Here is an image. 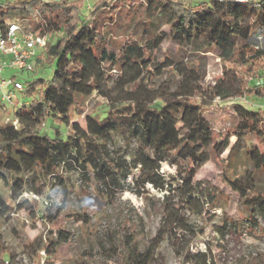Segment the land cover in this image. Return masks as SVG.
I'll return each mask as SVG.
<instances>
[{"label": "trees", "instance_id": "16d2710c", "mask_svg": "<svg viewBox=\"0 0 264 264\" xmlns=\"http://www.w3.org/2000/svg\"><path fill=\"white\" fill-rule=\"evenodd\" d=\"M15 15L30 19L32 31L49 35L31 72L44 64L54 68L49 79L20 81L23 101L13 110L17 125L0 120V176L6 180V189L0 185V221L21 211H28L36 220L38 201L23 198V194L41 196L51 178L69 192L68 175L73 166L92 174L110 200L114 193L107 189L121 190L134 168L138 175L132 176L130 186L136 195L142 196L140 192L147 186L162 194L153 244L168 241L182 264H218L206 241L203 251H191L196 247L194 240L204 233L193 229L188 216L190 212L201 215L204 201L208 205L217 201L221 192L196 177L211 153L219 156L228 148L230 137L236 141L229 155L245 137L257 140L258 146H249L245 152L264 177V109L234 101L237 97H264V50L256 49L253 39L257 31L264 32V0H95L85 11L81 1L4 0L0 3V30ZM121 17L140 30L116 45L110 35L114 36ZM155 21L166 30L155 32ZM164 41L178 45L199 42L205 52L226 64L222 77L204 88L200 74L186 64L169 58L158 61L156 51ZM114 69L117 77L112 75ZM150 69L174 71L178 84L174 89L165 83L156 86ZM94 95L105 101V110L101 120L90 119L106 133L121 138L122 151L111 149L107 140L68 121L80 100ZM214 99L230 102L237 121L232 133L216 137L204 116L206 105ZM2 109L0 103L6 114ZM46 125L47 130L42 131L40 127ZM163 163L174 167V173L165 175ZM224 181L249 211L251 225L258 226L254 217L264 225V192L258 190L254 178L248 174L224 177ZM64 207L62 204L53 212L47 208L48 214L42 218L53 231L45 240L40 236L25 245L33 261L42 257L44 264H57L59 248L71 242L68 231L55 227ZM73 217L86 226L89 223L86 214ZM227 224L225 220L215 228L222 238L228 232ZM105 238L88 240L80 264H90L93 249L105 261L120 256L118 264H145L141 254L130 262L131 235L117 243L108 234ZM14 258L0 234V264H12Z\"/></svg>", "mask_w": 264, "mask_h": 264}, {"label": "rangeland", "instance_id": "374dc122", "mask_svg": "<svg viewBox=\"0 0 264 264\" xmlns=\"http://www.w3.org/2000/svg\"><path fill=\"white\" fill-rule=\"evenodd\" d=\"M2 1L4 0H0V3ZM94 1L87 0V3H83V11L87 9V4L91 5ZM5 21L19 22L26 29L31 27L30 19H20L18 15ZM154 29L155 32H160L165 31L166 27L160 21H155ZM139 30L133 22L126 17H121L119 25L115 28L114 36L110 35V37L115 39L116 45H119L128 39L131 32L137 33ZM156 58L158 61L167 58L173 59L196 70L201 76L200 85L204 88L212 86L220 79L224 67H227L224 62L205 52L199 42L191 45H178L171 41H164L156 51ZM53 68L54 65L44 64L37 67L34 72L5 70L2 77L7 79L16 75L18 81L36 78L49 79L53 75ZM118 74L116 69L112 70L114 77H117ZM149 76L152 77L156 86L165 83L172 89L179 81V77L169 69L165 71L150 69ZM19 99L21 102L23 101L20 95ZM249 100L253 103L254 108L264 109V97L261 99L250 98ZM229 103V101L222 102L214 99L211 105L205 107L204 116L210 122L216 137L222 133H232L237 123L228 106ZM104 110L105 101L94 95L88 99H81L79 107L72 109L69 113L68 121L78 124L87 133L97 138L107 140L111 149L118 148L122 151L124 145L121 138L106 133L90 119V117H94L101 120ZM7 117L8 114H3L0 110V120L5 123ZM40 129L46 131L47 125ZM235 141L234 136L230 137L228 148L219 156L211 153L209 162L197 173V180L209 183L221 193L213 205H208L204 201L201 215H192L190 212L188 216L190 225L194 230L202 229L204 233L193 243L199 249L206 241L218 264H264L263 222L254 217L258 226L251 225L248 217L249 211L243 207L238 196L228 188L224 181V177L232 179L250 174L254 178L258 190L264 192V177L252 167L245 152L247 147H257L258 143L252 136L245 137L235 152L229 155ZM161 171L165 175L173 174L174 167L163 163ZM137 175V170L132 168V174L127 177L121 190L116 192L114 188H108L107 191L114 193V199L111 200L106 193V188L92 174L81 171L76 166H73V170L68 175L71 179L69 192L63 190L58 180L49 179L43 187L41 196L35 198L38 201L35 209L36 220L28 215V211H21L11 216L8 221H0V234L8 253L15 257L18 255L30 257L25 245L36 237L41 236L45 240L49 231H53L52 228H48L49 226L42 218L48 214L46 209L50 208V211L53 212L64 204L65 207L59 216L60 220L55 227L68 231L72 238L69 244L59 248L55 260L57 264H80L81 259H85L82 254L87 247L88 240L93 241L97 238L104 240L106 234L115 243L131 235L130 262L134 260L135 254H141L144 256L145 264H182L168 241H163L159 245L153 244V238L160 225L162 194L147 186L144 192H140L142 196L136 195L130 183L132 176ZM1 184L4 187L2 189H6V180L3 176H0ZM26 194V196L23 194V198H32L29 192ZM82 214L89 217L87 226L81 221L76 222L73 217L74 215L80 217ZM225 220L228 221V232L222 238L216 233L215 228L221 226ZM105 246H108L107 242ZM41 259L42 257H36L34 263L37 264ZM90 259V264H118L121 261L120 256H114L105 261L95 249L92 250Z\"/></svg>", "mask_w": 264, "mask_h": 264}, {"label": "built area", "instance_id": "2783aa9c", "mask_svg": "<svg viewBox=\"0 0 264 264\" xmlns=\"http://www.w3.org/2000/svg\"><path fill=\"white\" fill-rule=\"evenodd\" d=\"M46 2L60 1V0H43ZM69 1V0H67ZM83 3H87V0H81ZM236 2H245L246 0H233ZM87 9L90 8V4H87ZM255 48L264 50V32L257 31L254 34ZM49 42L48 33L38 31H32L26 29L19 22L6 21L3 29L0 30V103L2 110L8 114L5 123H12L17 125V120L13 118V110L21 106V99H19L20 92L23 90V85L20 81L9 77L3 78L2 73L5 70L8 71H20L31 72L35 66V59L40 51L46 48ZM234 101L244 105L248 108H254L253 103L246 97H237ZM10 114H12L10 116ZM32 198H37L34 194L29 193ZM27 195L26 193L24 194ZM202 247L197 249L191 247L192 252L198 250L203 251ZM40 255H44L41 251ZM12 264H35L34 261L25 255H18L14 258ZM37 264H44L41 259Z\"/></svg>", "mask_w": 264, "mask_h": 264}]
</instances>
